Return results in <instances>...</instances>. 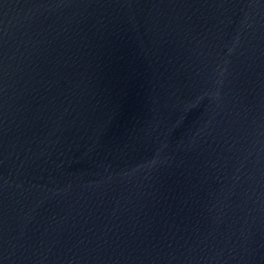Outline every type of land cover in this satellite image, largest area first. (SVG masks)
<instances>
[{
    "label": "water",
    "instance_id": "obj_1",
    "mask_svg": "<svg viewBox=\"0 0 264 264\" xmlns=\"http://www.w3.org/2000/svg\"><path fill=\"white\" fill-rule=\"evenodd\" d=\"M0 264H264V0H0Z\"/></svg>",
    "mask_w": 264,
    "mask_h": 264
}]
</instances>
